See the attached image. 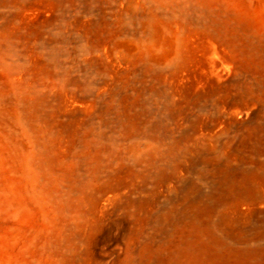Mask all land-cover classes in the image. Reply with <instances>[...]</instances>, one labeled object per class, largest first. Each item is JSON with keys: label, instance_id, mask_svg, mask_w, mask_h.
<instances>
[{"label": "rangeland", "instance_id": "obj_1", "mask_svg": "<svg viewBox=\"0 0 264 264\" xmlns=\"http://www.w3.org/2000/svg\"><path fill=\"white\" fill-rule=\"evenodd\" d=\"M0 264H264V0H0Z\"/></svg>", "mask_w": 264, "mask_h": 264}]
</instances>
